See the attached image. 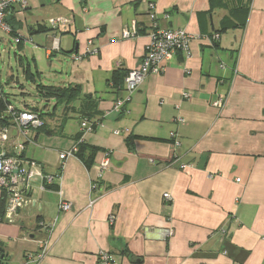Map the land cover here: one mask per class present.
Wrapping results in <instances>:
<instances>
[{
  "label": "crops",
  "instance_id": "1",
  "mask_svg": "<svg viewBox=\"0 0 264 264\" xmlns=\"http://www.w3.org/2000/svg\"><path fill=\"white\" fill-rule=\"evenodd\" d=\"M23 1L25 9L7 13L12 32L0 30L18 67L27 79H44L46 63L53 85L45 87L78 86L80 95L68 105L39 95L47 102L45 131L29 129L26 138L6 112L0 116L7 135L0 152L59 176L51 186L30 181L31 202L15 222L0 213V264L36 260L43 240L48 249L37 264H96L100 252L115 264H264V0H155L159 29L184 30L193 40L120 111L113 107L126 95L124 76L149 43L148 1ZM56 18L72 24L53 31L48 21ZM133 21L137 35L124 40ZM87 48L97 53L71 59ZM0 95L17 111L32 110L15 107L2 87ZM219 97L221 109L213 106ZM84 117L97 123L81 138L84 158L61 161L82 136ZM131 137L145 139L129 150ZM105 154L110 163L100 174ZM60 200L71 211L59 212Z\"/></svg>",
  "mask_w": 264,
  "mask_h": 264
},
{
  "label": "built area",
  "instance_id": "2",
  "mask_svg": "<svg viewBox=\"0 0 264 264\" xmlns=\"http://www.w3.org/2000/svg\"><path fill=\"white\" fill-rule=\"evenodd\" d=\"M15 5H19L21 9H25L26 3L23 0H0V30L6 33H11V28L5 23V19L8 11ZM147 17L149 24L147 26L149 43L145 49V55L140 65L133 70H130L125 77V96L124 98L115 102L113 109L120 111L129 101L133 93L143 83L145 78L149 74L157 75L162 72L164 65L168 63L175 53L177 52H188L189 44L193 40V36L189 35L184 30H173L166 29L161 30L158 27L157 18L155 15V0L147 2ZM53 31L59 29L63 30L71 26V21L66 18L50 19L48 21ZM137 24L135 21L132 22L130 29H124L122 31V38L124 40L132 39L137 35ZM218 38V36H214ZM91 45L88 42L87 46ZM58 40L53 41V50H57ZM86 49L83 54H71V59L75 62L81 61L82 58L90 55H95L97 50ZM2 98V95H0ZM224 104L223 97H219L213 106L217 109H221ZM12 124L16 126L21 135L26 138L29 129L37 130L42 126L37 113L30 110L17 111L13 107L9 106L6 110ZM80 133L82 137L86 134L91 133L92 125L87 120H81L80 122ZM118 134V133H116ZM176 135L171 134V138L175 139ZM7 140L6 130L2 129L0 132V143H4ZM82 142V140H81ZM176 144V143H175ZM177 145V144H176ZM22 149V148H21ZM77 152L76 145L65 152L59 154V159L65 161L69 157L75 156ZM110 158L108 154H105L103 160L100 163V174H103L108 169ZM153 163V161H152ZM59 176L44 175L41 171L39 164L31 160H20L17 157L8 155L6 152H0V191L5 196V207L3 212V219L7 222H15L19 212L25 207L29 206V188L30 181L34 178L42 180L45 184L51 186L55 179ZM238 182V180H237ZM95 187H91L94 189ZM163 199L170 201L171 197L169 194H164ZM93 202L90 203L92 206ZM59 212L66 213L71 211L72 205L69 202L60 200L58 206ZM40 227L45 228L47 234L52 232L53 225L39 224ZM40 253L36 260H32L29 256L27 264H37L42 259L48 249V241L43 240L39 242ZM225 255V253H223ZM96 264H115L110 255L107 252H100L97 257Z\"/></svg>",
  "mask_w": 264,
  "mask_h": 264
},
{
  "label": "rangeland",
  "instance_id": "3",
  "mask_svg": "<svg viewBox=\"0 0 264 264\" xmlns=\"http://www.w3.org/2000/svg\"><path fill=\"white\" fill-rule=\"evenodd\" d=\"M8 41H10L8 37H0V87L9 96L10 102L15 107L27 105L30 109L44 112L47 102L42 97H39L35 85H53L50 81L51 79L47 76L46 63L41 66V70L44 72V79L38 78L35 73L32 75L33 78H31L35 79L33 82L31 79H26L22 69L18 67L17 59L14 57L13 44H8ZM15 53H17L16 48Z\"/></svg>",
  "mask_w": 264,
  "mask_h": 264
},
{
  "label": "trees",
  "instance_id": "4",
  "mask_svg": "<svg viewBox=\"0 0 264 264\" xmlns=\"http://www.w3.org/2000/svg\"><path fill=\"white\" fill-rule=\"evenodd\" d=\"M147 1H151V0H147ZM11 32H12V30H11ZM28 74H29V71L26 70L25 75H28ZM126 75H127V73H126ZM126 75L124 76V78L126 77ZM26 79H27V76H26ZM111 82H112L113 86L120 89L121 76H120L119 72H113L111 74ZM35 88L37 89L40 96H42L43 98H46V99H52V98L56 99L58 104L65 103L66 105H68L71 102L78 99V97L80 95V88L78 86H73V87H69V88H56V87H45L42 85H36ZM9 106H11V105L8 102L7 97H5L3 95L2 98H0V116L6 112V110ZM54 109H56V107ZM30 111L37 113L40 120L42 121V126L40 128H38V130L45 131L44 119L47 116V114H45L44 112L39 111L37 109H32ZM0 120L2 123L6 122V119H4V118H1ZM82 120L89 121L92 125V130H94V128L97 124L96 122H91L90 119L86 118V117L82 118ZM81 138H82V136L77 138V142L75 144L76 148H77V152L75 153V157H77L79 159L84 158V152L87 150L85 147V144L83 142H81ZM135 139H145V138L131 137V138L127 139L126 140V146L129 150H131L132 142ZM94 154H95L94 150H90V153H89L87 159H85L86 166L90 165ZM4 207H5L4 199L1 198V200H0V213L2 214V216H3V212H4Z\"/></svg>",
  "mask_w": 264,
  "mask_h": 264
},
{
  "label": "water",
  "instance_id": "5",
  "mask_svg": "<svg viewBox=\"0 0 264 264\" xmlns=\"http://www.w3.org/2000/svg\"><path fill=\"white\" fill-rule=\"evenodd\" d=\"M2 250L0 249V259H3L4 258V256L2 255Z\"/></svg>",
  "mask_w": 264,
  "mask_h": 264
}]
</instances>
